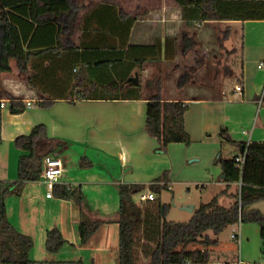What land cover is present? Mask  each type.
Returning a JSON list of instances; mask_svg holds the SVG:
<instances>
[{
	"label": "crops",
	"instance_id": "1",
	"mask_svg": "<svg viewBox=\"0 0 264 264\" xmlns=\"http://www.w3.org/2000/svg\"><path fill=\"white\" fill-rule=\"evenodd\" d=\"M87 2L90 5L82 10L80 21L86 12L87 15L102 13L103 19L100 22L86 19L81 27L86 26L88 30L94 32L97 28L101 29L104 35L101 40L94 37V34H83L82 28L79 27L74 35L77 50L64 52L58 56L49 53L35 58L34 62L37 65L35 81L30 80L32 70L21 73L15 60H11L10 72L0 74V97L5 103V107L2 108L0 172L3 173H0V179L10 181L17 179L14 176L18 173L17 158L24 152L15 149L14 140L19 135L29 134L38 124L46 126L50 137L66 142L61 148L63 152L57 155L63 162L62 155L66 153L65 157L70 164L80 162L75 177L67 176L65 169L62 180L71 184L74 189H81L83 196L81 206L72 200L53 196L40 178L24 184L17 204L18 211L15 210V206L8 207L10 221L18 230L32 236L34 240V246L30 251L32 259L36 244L38 248L43 249V253L46 250V234L51 227H58L68 241H72L74 245L79 243L82 250L90 252L91 257L93 255V262L100 260L101 255H106L109 251V239L115 237L117 228L119 230L120 205L119 193V199L114 200V204H110L109 208L107 201L111 197L106 193L109 189L113 190V187L119 192L122 183L139 184L133 180V175H130V178L126 176L129 172L135 174L139 166L148 169L158 166L159 161H162L161 170L174 171L175 167L182 165L176 161L177 157L183 162L193 157L192 161L197 160L202 164L192 167L193 170L202 169V175H206L208 171L218 173L219 180L210 184H219L220 187L211 199L218 196L222 206L230 207L234 202L232 195L237 193L238 185L233 183L227 190L228 184L224 181L221 165L212 166V160L219 150L225 151L224 158H231L243 154L240 150L242 145L245 147V143L264 142V104L258 102L264 92V65H261L264 62V19L212 20L196 23L199 29H194L191 33L196 25L182 19L181 8L175 0H87ZM121 9L137 17L130 28L127 41L125 34L127 18L121 17ZM133 11L135 13H132ZM173 11H179V15ZM176 22L182 23L181 28L185 26L181 30L179 28L178 39L171 33ZM202 24L208 31L206 37L215 33L221 35L219 47L225 51L222 69L214 75L212 79L214 83L204 87L203 91L202 81L199 86L194 83L195 74L202 70ZM160 30L165 33H160ZM194 35L198 38L196 39ZM167 38H170L171 42L169 47L166 45ZM42 40L39 44L43 43ZM206 41H209L208 38ZM128 44L161 45V57L147 58L142 66L139 82L144 85L159 77L162 78V100L181 101L188 107L185 115L186 130L192 138L200 137L201 144L206 146L205 149L201 151L195 148V143L186 147L183 142H174L161 151L157 150L160 142L146 128L148 102L146 98L156 91L153 86L145 88V98L141 99L79 98L82 91L87 93L89 89L95 88L94 82L102 85L97 92L99 95L121 93V90L115 87L110 91V83L120 82L127 74L125 49ZM89 45L99 48V51L109 50L104 52L103 57L110 53L122 55L123 61L114 67L110 65L109 70H98L97 59L93 56L95 48L93 51L85 49ZM112 49L116 51H111ZM167 51L171 55L170 58L165 57ZM137 53L141 56L143 50H138ZM178 55L184 58L193 56V63L187 65L185 71H182L176 62ZM168 64L174 71V76L170 78L163 74L164 66ZM154 65H157L159 73L149 78L145 73ZM135 73L139 74L136 71L133 76ZM182 76L186 77L185 81H182ZM127 82L125 80L124 84ZM237 86H241V89L238 90ZM106 89L107 93L104 91ZM11 96L14 97L13 100ZM12 101H17L14 106L16 109L21 105H24V109L21 112H13ZM39 102L46 104L41 105ZM190 121H193L194 125L191 129ZM223 130L227 131L229 138L234 142L226 140L221 135ZM7 146L10 149L14 148L10 157L4 154ZM156 150L158 154L154 153ZM72 151L78 154V161H73L68 156ZM13 169L16 172L14 174ZM83 170L91 172L85 173ZM153 176L154 174L147 179H152ZM152 182L144 185L147 188ZM158 184L168 185L165 180ZM202 188H206L205 185ZM86 189L93 191L91 193L97 203L91 204L86 200L83 193ZM82 219L102 221L98 231L84 245L81 244L78 231ZM243 225L242 231L245 230L247 235L254 231L256 234L259 233L261 238L259 223L248 222ZM228 229L232 231V227ZM220 240V244L211 250L209 260L211 264L214 261L216 264L219 261L235 262L239 257L237 241L231 238V234L229 239L220 235ZM242 259L248 263L257 261L256 258L248 256Z\"/></svg>",
	"mask_w": 264,
	"mask_h": 264
},
{
	"label": "trees",
	"instance_id": "2",
	"mask_svg": "<svg viewBox=\"0 0 264 264\" xmlns=\"http://www.w3.org/2000/svg\"><path fill=\"white\" fill-rule=\"evenodd\" d=\"M181 8L182 19L187 23H203L212 20H247L264 19L263 0H175ZM90 5L87 0H0V74L10 72L11 60H15L21 73L30 72V80L37 78V65L35 58L52 54L58 56L64 52L70 53L78 49L74 35L86 19H103L102 13L95 15H82V10ZM121 17L127 18L126 41L130 28L137 19L135 15L120 10ZM83 34H94V37L103 38V31L99 28L95 32L82 28ZM43 39V43L39 41ZM101 40V39H100ZM170 38L166 39L169 47ZM93 45L85 49L92 50ZM143 50L139 56L138 50ZM94 49V58L98 70H109V66H116L123 61L122 55L113 53L104 56L105 51ZM151 50V52L149 51ZM111 51H116L112 49ZM126 51L127 74L121 81L110 83V87L120 89V94L99 95L97 92L102 85L95 83V88L87 93L80 94L79 98L104 99H141L145 98V88L153 86L156 91L146 99V128L161 144V149L174 142H183L189 145L191 136L186 130L185 115L187 106L181 101H163L161 96L162 78L143 85L140 82L124 81L139 72L149 56L154 59L161 57L160 44H128ZM169 51V50H168ZM165 54L166 58L171 55ZM147 56V57H146ZM186 80L185 76L181 77ZM98 82V81H97ZM106 93L108 90H104ZM109 91V92H110ZM95 92L96 94H93ZM100 96V97H93ZM13 100V96L10 97ZM2 99L0 97V142L2 141ZM12 111L21 112L14 106ZM264 104V98L263 102ZM44 105L46 103L39 102ZM221 135L229 138L227 131ZM227 136V137H226ZM15 147L24 152L18 160V175L15 181L0 179V264H62V261L50 258L35 260L30 256L34 246L32 236L18 230L8 216L7 199L12 194H20L26 182L39 180L43 170L44 158L55 155L66 142L48 135L44 124L36 125L29 134L19 135L14 140ZM245 160L242 168L236 162V155L224 158L220 154L218 161L221 164L227 190L231 184L242 182V222H257L261 227V260L264 259V213L254 208L257 202L264 200V142L253 141L245 143ZM164 181L162 177L155 179L149 188L160 190L168 185L158 184ZM146 185L122 183L119 186V264H142L136 256L137 230L143 222V211L135 201L134 195L143 191ZM52 195L58 198L74 201L81 206L83 201L81 189H71L64 183L56 184ZM234 202L230 207L219 203L218 196L209 202H204L195 211L194 217L188 222L162 221L157 228L155 245L147 253L149 260L145 264H205L211 258V250L220 244V235L235 225L239 218L238 194L233 193ZM101 220L82 219L78 231L81 244H86L98 231ZM68 240L58 227H53L46 234V250L49 254L58 253ZM66 264H84L82 259L66 262ZM226 264H236L234 261ZM244 264H251L245 262Z\"/></svg>",
	"mask_w": 264,
	"mask_h": 264
},
{
	"label": "rangeland",
	"instance_id": "3",
	"mask_svg": "<svg viewBox=\"0 0 264 264\" xmlns=\"http://www.w3.org/2000/svg\"><path fill=\"white\" fill-rule=\"evenodd\" d=\"M173 12H177V14L179 15V11H173ZM132 13H135V11H133ZM160 24H162V22ZM181 24L182 23H177V22L173 24L174 31L171 33L177 39L180 38L179 36L180 30L185 28V26L181 28ZM194 25L196 26L192 28L191 33H193L194 29L195 30L199 29L198 24L195 23ZM213 31L214 30H212V32ZM206 32H208L207 28H205L202 24V48H201L202 50V70L200 71L198 70L196 74L194 73L195 78H196L194 83H196V85L199 86V84H201V81H202V91L204 87L208 86L211 83H214L212 79L214 75H216V73L220 69H222V64L224 63V56H225L224 49H221L219 47L220 46L219 36L221 37V35L220 34L217 35L215 33L216 36L212 34L206 37L207 36ZM160 33H165V32L160 30ZM194 36L196 39L198 38L196 35ZM207 38L209 41L205 42V39L207 40ZM177 59L178 60H176V62L179 63L180 67L182 68V71H185L186 67H188L187 65L190 66L193 63V56L184 58L183 56L178 55ZM155 73L157 74L159 73L157 65L152 66V69L148 73H145V74L147 77L150 78L154 76ZM163 74H166L167 77L169 78L174 76V71L172 70V67L169 64L168 66H164ZM146 76L144 77V79L146 78ZM184 92L186 93V90ZM193 126H194L193 121H190L189 129H191V127L193 128ZM191 139H192V142L189 145L184 143L186 147H190L192 143H195L194 147L197 149H201V151L202 149L206 148V146L201 144L202 140L200 139V137H197L196 139L191 137ZM160 147H161V144H160ZM160 147L157 150L161 151L164 149V148L160 149ZM78 148L80 147L78 146ZM15 149L17 148L15 147ZM72 150L74 149L72 148ZM157 150L154 153L158 154ZM12 151H14V148L10 149V147L7 146L5 148L4 154H7V157H10ZM66 154L62 155V158L64 159V166L66 169L65 174L70 177L71 176L75 177L74 174L76 172V169L79 168L80 162L74 163V165L70 164L69 161L65 157ZM220 154H222L224 157L226 153L223 149H222V152L221 150H219L214 160H212V166L214 165L215 167V165H221L220 162L218 161ZM68 156L73 161L79 160L78 154L73 151ZM192 159L193 157L183 162L182 159H179L177 157L176 161L178 163H182V165L175 167L174 171L171 169L167 171L161 170L160 168L162 167L163 163L162 161H159L158 166H153L148 169L145 167L143 168L139 166L137 168V171H135V174H132V172H129L126 174L127 177L129 176V178H130V175H133V180L143 185L146 184L147 182L154 181L155 179L160 178V177H162L168 184L167 188H160V190H153L147 187L143 191L138 192L134 195V199L140 205L143 211V216H144L143 222L140 225L139 229L137 230V241H136V256L138 260L140 261V263L142 264H145L149 260L147 253L155 245V241H156L155 237H157L156 233H157L158 223L160 220L180 221V222L190 221L194 217L195 211L200 207V205L204 202H209V200L216 194V190H218V188L220 187L219 184H210L212 182H216L219 180L218 173L216 174L214 173L215 171L213 172L208 171L206 175H202V169H198V170L192 169V167H197L199 165L202 166V164H199L200 162H197V160L192 161ZM205 161L206 159L204 158V162ZM156 169L157 171H155ZM14 171L15 170L13 169V174L17 172V171L16 172ZM83 172L90 173L91 171L83 170ZM0 173L2 174L3 171ZM152 174H154L152 179L151 178L147 179ZM17 175L18 174H14L16 178H17ZM14 180L16 179L14 178ZM204 185L206 188H202V186ZM149 190L152 191L155 195L154 201H146V200H143L141 197L143 192L146 193ZM22 191L20 194H12L8 197L7 199L8 207L15 206V210L18 211L17 204L19 202L20 195H22ZM91 192L93 191L89 189H86V191L84 190L83 193L85 194L86 200L90 202L91 204L97 203L95 201L96 198ZM106 195L111 197V199L110 200L108 199L107 201V204L109 205L108 207L110 208V206L114 204V200L119 199L118 198L119 192L118 190L115 189V187H113V190L109 189V192H107ZM190 205L194 206L195 209L193 211H189L184 208ZM254 206L255 208L261 209V211L264 213V200L257 202L256 205ZM242 229H244V225L242 226ZM230 234H231V229H226L221 235L222 237L229 239ZM71 242L68 241L58 253H55L57 255L48 254L47 250L44 251V253H46V255H44L43 249L42 248L40 249V247L38 248L36 244V247L34 248L32 252L33 258L36 260L53 258V259L62 261V264H66V262L71 261V260H76V259H82L84 261V264H119V249H118L119 230L118 228L116 229L115 237L109 239L108 253L106 252V255L105 254L101 255V259L98 260L97 262H93V255L91 257L90 252H86L82 250L83 248L81 249V245L79 243L74 245V243H71ZM260 247H261L260 234L259 233L256 234L254 233V231H252L249 235H247L246 231L244 230L242 231L241 244H240L239 250L237 251V257H238V254H240L241 258L246 259L248 256L249 258H253V259L256 258L255 260L259 261L261 260V257H262ZM184 264H190V263L187 262ZM213 264H216V261H214Z\"/></svg>",
	"mask_w": 264,
	"mask_h": 264
},
{
	"label": "built area",
	"instance_id": "4",
	"mask_svg": "<svg viewBox=\"0 0 264 264\" xmlns=\"http://www.w3.org/2000/svg\"><path fill=\"white\" fill-rule=\"evenodd\" d=\"M261 65H264V62L261 63ZM237 89L240 90L241 86H237ZM264 98V92L261 94L259 98V103L261 104L263 102ZM189 104V103H187ZM30 105V103L28 104ZM1 107H5V103L1 102ZM245 160V155L244 153L241 154L240 156L236 157V162L239 165L240 168H242L243 163ZM65 172V166L63 160L57 156V155H47L44 158V164H43V170L41 173V179L46 183L48 192L52 193V190L56 184H66L69 189L72 188L71 184H67L63 182L62 178ZM238 185V201H239V218L238 221L235 225L232 226V231H231V238L237 241V243L241 244V236H242V182L239 181L237 182ZM142 199H147V200H153L155 199V195L152 191H148L146 193H142ZM236 264H244L245 262L241 258V255L239 254L238 259L235 261ZM205 264H211L210 261L206 262ZM217 264H226L225 262H217ZM251 264H264V259L259 260V261H253Z\"/></svg>",
	"mask_w": 264,
	"mask_h": 264
},
{
	"label": "water",
	"instance_id": "5",
	"mask_svg": "<svg viewBox=\"0 0 264 264\" xmlns=\"http://www.w3.org/2000/svg\"><path fill=\"white\" fill-rule=\"evenodd\" d=\"M128 82H135V83H138L139 82V74L138 73H135L134 76H131L127 79ZM67 148V147H66ZM244 145L241 146V153H244ZM63 152V149H60L55 155H59ZM185 209L189 210V211H193L194 210V206L193 205H190V206H186L184 207Z\"/></svg>",
	"mask_w": 264,
	"mask_h": 264
}]
</instances>
